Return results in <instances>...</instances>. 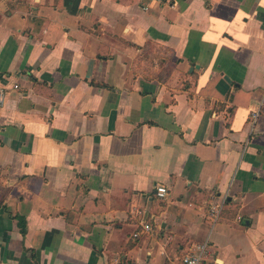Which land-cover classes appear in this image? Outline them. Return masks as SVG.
Segmentation results:
<instances>
[{
    "label": "crops",
    "instance_id": "0c3cea01",
    "mask_svg": "<svg viewBox=\"0 0 264 264\" xmlns=\"http://www.w3.org/2000/svg\"><path fill=\"white\" fill-rule=\"evenodd\" d=\"M0 87V264H264V0H0Z\"/></svg>",
    "mask_w": 264,
    "mask_h": 264
},
{
    "label": "built area",
    "instance_id": "2783aa9c",
    "mask_svg": "<svg viewBox=\"0 0 264 264\" xmlns=\"http://www.w3.org/2000/svg\"><path fill=\"white\" fill-rule=\"evenodd\" d=\"M19 86H15V89H18ZM5 92L2 87H0V108L4 103ZM261 113V108L255 111L252 114V127L254 128L256 122L258 121ZM168 194V189L165 186H158L156 189V195L159 198H165ZM223 203L218 205L217 207H213L211 209V216L214 219H217ZM155 232L154 226L150 223H143L140 228L133 232V238H140L142 236H152ZM183 264H218L216 259L211 257L209 249L207 247V243L200 244L195 246L190 250V252L183 258Z\"/></svg>",
    "mask_w": 264,
    "mask_h": 264
},
{
    "label": "trees",
    "instance_id": "16d2710c",
    "mask_svg": "<svg viewBox=\"0 0 264 264\" xmlns=\"http://www.w3.org/2000/svg\"><path fill=\"white\" fill-rule=\"evenodd\" d=\"M17 219L19 220V226L21 228V232L23 235L26 233V221L23 217L18 216Z\"/></svg>",
    "mask_w": 264,
    "mask_h": 264
}]
</instances>
